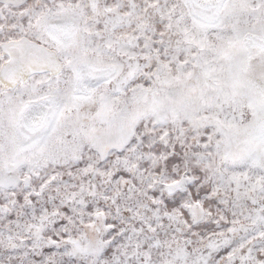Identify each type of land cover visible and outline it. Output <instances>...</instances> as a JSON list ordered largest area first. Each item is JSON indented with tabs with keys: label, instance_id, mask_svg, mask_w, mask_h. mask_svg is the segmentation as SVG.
Masks as SVG:
<instances>
[{
	"label": "snow or ice",
	"instance_id": "obj_1",
	"mask_svg": "<svg viewBox=\"0 0 264 264\" xmlns=\"http://www.w3.org/2000/svg\"><path fill=\"white\" fill-rule=\"evenodd\" d=\"M0 264H264V0H0Z\"/></svg>",
	"mask_w": 264,
	"mask_h": 264
}]
</instances>
